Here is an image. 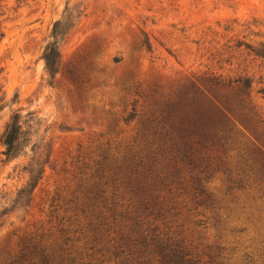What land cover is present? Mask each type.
Segmentation results:
<instances>
[{"label": "rangeland", "instance_id": "obj_1", "mask_svg": "<svg viewBox=\"0 0 264 264\" xmlns=\"http://www.w3.org/2000/svg\"><path fill=\"white\" fill-rule=\"evenodd\" d=\"M58 21L69 30L51 77L42 55ZM0 35V264L36 222L72 232L88 264H160L141 244L159 233L200 263L264 264V58L252 52L264 51V0H0ZM209 77L250 82L248 96L234 84L221 92L249 124L235 122L228 149L199 174L155 140L169 106ZM14 115L28 142L7 160ZM130 163L153 187L124 185L114 167ZM39 168L30 196L27 171Z\"/></svg>", "mask_w": 264, "mask_h": 264}, {"label": "trees", "instance_id": "obj_2", "mask_svg": "<svg viewBox=\"0 0 264 264\" xmlns=\"http://www.w3.org/2000/svg\"><path fill=\"white\" fill-rule=\"evenodd\" d=\"M68 28L65 21L56 22L52 29L53 42L48 43L44 49L42 59L51 77L57 73L60 64L58 39L68 33ZM252 52L256 56L264 58V51L252 50ZM201 82L202 85L193 83L188 87L187 93H181L177 101L169 106L170 110L165 114L163 120L165 132L159 135L156 133L159 138L155 142L157 145L162 140L165 142L158 147L159 153L166 152L175 155L181 165L187 164L192 171L200 170L199 174L204 172L206 174V171L211 169L210 160L214 155L224 153L228 149L231 139L230 134L235 126L234 123L249 124V120L245 115L241 116L237 113L243 105L242 102L236 98L238 101L234 103L236 99L229 98L221 92L231 88L234 84L238 93L248 96L251 85L248 81L241 82L239 80L225 83L214 77L201 79ZM2 101L3 99L0 97V111L3 108ZM28 135L29 132L24 130L19 123V117L14 115L6 126L1 141L5 148L2 154L7 160L16 154L21 141L28 142ZM262 159L258 160L261 164L259 165V174L262 182H264V156H262ZM140 164L143 163L137 165L130 163L128 166L130 168L129 173L124 170L127 166L115 164L114 167L119 174L125 172L121 178L124 185L135 186L138 191L141 190H139V186L153 187L151 184L146 185L138 181L137 176L140 173H137V168ZM43 169L26 170L31 175L30 181H35L29 192L27 191L30 196L38 181L42 178ZM107 171L103 173V170H100V172L98 170L102 179H105L106 175L113 174L111 168ZM202 181L199 177L194 183V194L196 195L195 198L198 199V205H204L210 200V196L206 194L201 186ZM25 191L24 188L18 192L16 203L22 198ZM30 202L31 199L29 198L27 203ZM6 213L7 210H4L0 217ZM43 225L39 222L28 224L26 232L19 240L18 252L12 256L7 264H88L83 263L80 255L72 251V232L64 227L55 235ZM141 244L144 248H152L151 253L159 259L160 264H204L192 256L190 247L184 242L172 240L160 233L152 236L148 234L142 237ZM120 264H124V261Z\"/></svg>", "mask_w": 264, "mask_h": 264}]
</instances>
